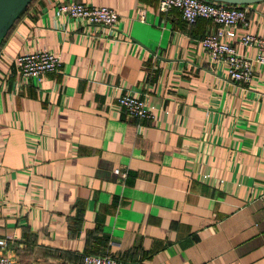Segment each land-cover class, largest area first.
<instances>
[{
  "label": "crops",
  "instance_id": "0c3cea01",
  "mask_svg": "<svg viewBox=\"0 0 264 264\" xmlns=\"http://www.w3.org/2000/svg\"><path fill=\"white\" fill-rule=\"evenodd\" d=\"M33 0L0 44V238L13 264H264V68L247 86L213 69L200 41L158 0H75L113 10L87 29ZM141 12L143 20L138 19ZM244 34L264 40V2ZM47 50L60 67L37 84L17 56ZM132 92L154 114L112 110ZM203 176H208L204 179Z\"/></svg>",
  "mask_w": 264,
  "mask_h": 264
},
{
  "label": "built area",
  "instance_id": "2783aa9c",
  "mask_svg": "<svg viewBox=\"0 0 264 264\" xmlns=\"http://www.w3.org/2000/svg\"><path fill=\"white\" fill-rule=\"evenodd\" d=\"M250 5H230L210 0H158V11L167 13L177 10L181 19L188 27L197 20H210L216 29L208 33L201 41L202 51L206 54L208 63L213 69L222 68L226 78L237 86H247L252 78L253 66L264 68V40L247 34L238 38V46L255 47L253 58H247L230 41L236 37L238 28L248 26V11ZM56 18L64 17L87 29L110 31L119 22V16L108 8L91 7L75 0L58 2L54 6ZM138 19L143 20L141 12ZM60 67L59 56L47 50H38L22 54L14 61V71L25 81L37 84L46 74L55 73ZM114 112L123 113L128 119L142 122L152 120L154 114L147 103L136 97L132 92H117L114 96ZM208 176H203L207 179ZM7 240L0 238V264H13V258L7 251ZM81 264H118L107 254L83 255Z\"/></svg>",
  "mask_w": 264,
  "mask_h": 264
},
{
  "label": "water",
  "instance_id": "95a60500",
  "mask_svg": "<svg viewBox=\"0 0 264 264\" xmlns=\"http://www.w3.org/2000/svg\"><path fill=\"white\" fill-rule=\"evenodd\" d=\"M33 0H0V44L13 24ZM230 5H253L264 0H210Z\"/></svg>",
  "mask_w": 264,
  "mask_h": 264
},
{
  "label": "trees",
  "instance_id": "16d2710c",
  "mask_svg": "<svg viewBox=\"0 0 264 264\" xmlns=\"http://www.w3.org/2000/svg\"><path fill=\"white\" fill-rule=\"evenodd\" d=\"M84 255H97V254H92V253H86ZM82 259V258H81Z\"/></svg>",
  "mask_w": 264,
  "mask_h": 264
}]
</instances>
